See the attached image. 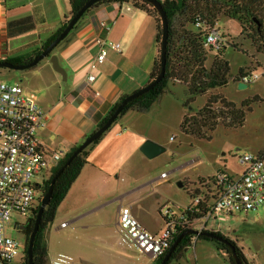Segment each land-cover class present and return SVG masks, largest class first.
Here are the masks:
<instances>
[{
    "label": "rangeland",
    "instance_id": "obj_1",
    "mask_svg": "<svg viewBox=\"0 0 264 264\" xmlns=\"http://www.w3.org/2000/svg\"><path fill=\"white\" fill-rule=\"evenodd\" d=\"M8 6L11 20L16 18L17 6L24 11L23 15L28 14L32 17L27 18L30 20L28 23H13L21 29L28 30L10 39L12 53L18 47H24L22 50L24 55L31 54L32 43L37 42L39 38L44 39L46 31L55 26L57 18L71 11L69 0H9ZM215 29L226 38L224 59L230 63L231 74L235 77L241 69H245L249 73H254L258 79L244 90H240L239 83L232 81L227 88H218L206 95L197 96L190 107L184 106L188 98L184 85L171 84L169 90L179 101L174 104H178L180 115L182 112L187 114L190 109L198 112L213 94L222 95L238 106L246 100L259 98L260 101L252 104V110L247 114L244 126L229 129L220 125L212 133L211 140H202L182 132L183 120L181 116L179 118L176 116L175 110L159 112L154 117H151V114L134 113L137 114L134 115L137 127L149 136L147 140L163 146L166 152L149 159L139 150L119 177L105 178L104 184L107 187L114 188L118 193H127V196L123 201H111V198H108L102 202L100 216L93 215L85 222L89 224L88 230L78 228V224L72 223L70 219H61L57 216L46 232L48 264L60 255L70 256L74 259V264H80L75 257L76 249L86 252L84 264H111L109 261L91 258L88 253L101 255L109 253L113 257H118L117 263L121 264H146L147 258L142 257V253L136 248L127 246L117 230L120 206L133 208L138 213L139 221L150 232L162 234L167 231V224L160 215L162 208L165 206L175 210L189 208L192 205L190 193L201 189V179L213 178L220 171L241 175L245 170L240 163L241 157L247 154L254 156L264 154V54H258L252 41L241 35V24L237 19L220 17ZM234 44L239 46V50ZM208 53L206 67L211 68L218 52L208 50ZM53 75L55 76L51 58H46L37 66L25 70L0 69V82L19 84L30 96L52 95L55 93ZM61 80L63 81L64 77H61ZM62 86H65L64 82ZM152 112L153 109L150 113ZM156 137L160 142L153 140ZM163 174L167 175L166 180L162 178ZM180 183L184 185L183 188L179 186ZM40 196L41 193L38 191L37 203ZM63 222L70 224L67 228H59ZM25 223L26 219L13 214L6 228L7 236L24 244L25 237L14 226ZM220 227L223 234L228 235L244 251L247 264H264V208L257 212L231 217L220 222ZM23 258L22 249L11 264H24ZM173 264H230V262L220 243L198 240L194 237L186 257L181 262Z\"/></svg>",
    "mask_w": 264,
    "mask_h": 264
},
{
    "label": "crops",
    "instance_id": "obj_2",
    "mask_svg": "<svg viewBox=\"0 0 264 264\" xmlns=\"http://www.w3.org/2000/svg\"><path fill=\"white\" fill-rule=\"evenodd\" d=\"M8 1L5 6L0 7V62L24 56V47H18L12 53L10 39L28 30L13 23H28L30 20L27 18H32L28 14L23 15L24 11L17 6L16 18L11 20ZM69 14L70 12L57 18L55 26L46 31L44 39L39 38L37 42L32 43L33 50L30 53L40 49L43 43L58 31L69 18ZM104 21L112 26L109 32L100 25ZM156 37V19L135 7L133 1L104 3L92 8L53 51L66 73V79L62 81V76L53 69L55 93L31 95L49 119L47 128L37 134L39 141L50 150H65L67 154H71L97 130L98 124L124 96L137 92L151 82L150 76L159 56ZM97 39L106 43L104 49L107 59L102 64L96 61L100 52ZM110 42L119 43L122 53L114 51L109 46ZM91 74L96 77L93 83L88 80ZM176 102L179 103L175 94L169 90L155 103L152 113L141 115L151 114V117H154L159 112L175 110L176 116H181L183 120L186 113L182 112L180 115L178 104H174ZM134 113L136 112H129L123 116L91 151L88 165L58 209L59 218L70 219L72 223L78 224V228L88 230L89 224L85 222L93 215L100 216L102 202L108 198H111V201H123L127 196V193H118L114 188L107 187L104 179L119 177L130 159L149 138L137 127L134 116L137 114ZM153 140L160 142L157 137ZM131 210L139 220L138 213L133 208ZM75 251L76 259L80 264H84L86 252L82 249ZM88 255L99 261L121 264L117 263L118 257L109 253ZM141 256L147 258L146 264H154L156 261L148 255ZM244 256L246 257L245 253Z\"/></svg>",
    "mask_w": 264,
    "mask_h": 264
},
{
    "label": "trees",
    "instance_id": "obj_3",
    "mask_svg": "<svg viewBox=\"0 0 264 264\" xmlns=\"http://www.w3.org/2000/svg\"><path fill=\"white\" fill-rule=\"evenodd\" d=\"M88 1L89 0H69L71 9L69 18L63 22L62 26L56 33L43 43L40 49L34 51L30 55L6 60L5 62H9L15 66L30 64L35 57L40 56L49 45L58 38L67 27L69 21L76 16ZM116 1H133L135 7L146 11L156 19V41L159 48V56L150 76L152 82L161 71L163 29L159 14L148 3L137 0H105L96 4L93 8L104 3ZM161 2L163 10L166 12L169 20L166 75L152 91L130 101L113 126L129 112L149 113L153 109L155 103L169 91V86L171 84H181L187 88L188 98L184 103V106L190 107L195 102V98L199 95H206L210 91L218 88H227L232 81L240 83L241 79L249 72L245 71V69H241L237 76L234 77L231 74L230 63L224 59L226 47L217 51L218 56L214 59L212 67H206L209 54L208 50H213L206 47L207 33L208 30L215 29L220 17L237 19L241 24V35L246 36V38L252 41L258 54H264V0H164ZM198 23L201 25L199 28L196 27ZM234 46L239 50L238 45L234 44ZM126 97L127 96H124L121 101L111 109L107 116L98 124L97 129L107 122L109 117L112 116ZM258 101H260L259 98H254L252 100H246L241 106H238L236 103L227 100L222 95L213 94L209 96L206 105L198 112H194L190 109L183 118L181 130L185 135L193 136L202 140H211L212 133H214L220 125H224L229 129L243 127L247 114L252 110V104ZM104 136L105 134L76 157L57 179L52 200L44 211L40 230L35 240L33 256L34 264H48L49 250L46 241V232L49 226L56 220L59 207L67 198L83 169L88 165V157L91 151L99 144ZM78 147H76L75 150H77ZM74 151L67 155L63 163L44 182L40 190L41 196L39 202L32 210L31 216L27 222L22 225L24 226V229L19 231L25 237V243L23 244L24 264H28V246L41 207V199L49 190L51 181L58 170L68 158L72 156ZM259 157L264 159V154ZM211 182H213V178L201 179V189L190 193L192 200L202 194V190L207 191L208 194L204 193L206 194V197L199 208V213L187 212L189 222L201 218L207 211L208 204H210L215 198V191H212ZM176 229L177 232L174 236L172 245L181 235L188 231V229L184 227H177ZM193 239V235L184 237L180 245L173 252L168 264L182 261L186 257L188 250L192 247ZM198 240L217 242L203 236H200ZM232 244L235 246L239 257L247 263L243 250L239 248L237 243L232 242ZM220 245L224 251H226L230 264H236L227 247L221 243ZM169 250L164 256L157 259L154 264H161Z\"/></svg>",
    "mask_w": 264,
    "mask_h": 264
},
{
    "label": "built area",
    "instance_id": "obj_4",
    "mask_svg": "<svg viewBox=\"0 0 264 264\" xmlns=\"http://www.w3.org/2000/svg\"><path fill=\"white\" fill-rule=\"evenodd\" d=\"M6 3L7 0H0V7ZM100 25L108 32L112 28L105 21ZM196 27H201L200 23ZM97 44L100 52L96 61L102 64L107 59L106 43L97 39ZM205 44L207 48L220 51L227 42L220 31L211 29ZM109 46L122 53L119 43L110 42ZM95 79L93 74L88 77L91 83ZM257 79L254 73H248L240 82L250 86ZM48 121L47 113L37 104L34 96L25 93L21 85L0 82V264H11L23 249L19 240L6 234L13 214H18L27 222L37 205L36 193L68 155L65 150H50L39 141L37 134L47 128ZM240 163L245 168L241 175L220 171L213 177L211 186L215 198L201 218L189 222L187 212H200L199 208L208 194L205 190L192 200L187 209L162 208L161 215L167 224V231L162 234L150 232L133 215L130 207L120 206L117 230L125 244L157 260L171 248L177 227L195 231L197 235L193 236L197 239L204 232L231 239L223 234L220 222L264 208V159L247 154L240 158ZM162 178L166 180L167 175L163 174ZM20 226L15 224L14 228L19 229ZM68 226L69 223L64 222L60 228ZM51 264H74V259L60 255Z\"/></svg>",
    "mask_w": 264,
    "mask_h": 264
},
{
    "label": "water",
    "instance_id": "obj_5",
    "mask_svg": "<svg viewBox=\"0 0 264 264\" xmlns=\"http://www.w3.org/2000/svg\"><path fill=\"white\" fill-rule=\"evenodd\" d=\"M105 0H89L84 6L83 8L76 14V16H74L68 23L67 27L63 30V32L58 36V38H56L50 45L49 47L40 55L34 58V60L27 65H20V66H15L9 62H1L0 63V69H7V70H25V69H29V68H33L35 66H37L42 60L48 58L50 56L51 58V64L53 66V69L59 73L62 77H64V79H66V73L65 71L61 68V66L59 65L58 59L55 55H52L53 51L57 48V46L67 38V36L74 30L75 26L79 23V21L85 16V14L91 10L96 4L101 3ZM140 2H145L148 3L149 5H151L159 14V17L161 19L162 22V29H163V38H162V47H161V71L158 74V76L152 81L150 82L148 85H146L145 87H143L142 89L138 90L137 92L128 95L119 105V107L117 108V110L112 114L111 117H109V119L107 120V122L99 127L97 130H95L78 148L77 150L74 151V153L72 154V156L70 158H68V160L63 164V166L58 170V172L56 173V175L54 176V178L51 181V185L49 187V190L47 191V193L42 197L41 199V207L40 210L38 212L37 215V219L35 222V227H34V231L30 237V241H29V246H28V264H34L33 261V256H34V244H35V240L37 237V234L39 233L40 230V225L42 222V218L44 215V211L46 209V207L50 204L51 200H52V195H53V191L56 185V181L57 179L61 176V174L65 171V169L71 164V162L78 157L84 150H86L88 147H90L94 142H96L98 139H100L104 134H106L111 127L113 126V124L116 122V120L122 115L124 108L126 107V105L152 91L165 77L166 75V67H167V44H168V38H169V20L167 17L166 12L163 10L162 7V2L159 0H137ZM249 86L247 84H244L242 82L239 83V88L240 90H244L247 89ZM140 151L149 159H154L160 155H162L163 153L166 152V149L153 142V141H145L143 143V145L140 148ZM179 186L181 188L184 187V185L182 183L179 184ZM21 231L24 229V226H20L19 228ZM189 235H197V233L193 230H188L186 231L183 235H181L175 242L174 244L171 246L169 252L166 254V256L164 257L163 261L161 262V264H168V262L171 259V256L173 254V252L177 249V247L180 245L181 241L183 240L184 237L189 236ZM200 236L206 237V238H210L212 240H215L221 244H225L227 246H229L232 250V255H233V259L235 261L236 264H247L243 261V259H241L239 257V255L237 254L236 248L235 246L230 243V241H228L227 238L222 237L218 234L215 233H210V232H204L202 234H200Z\"/></svg>",
    "mask_w": 264,
    "mask_h": 264
},
{
    "label": "flooded vegetation",
    "instance_id": "obj_6",
    "mask_svg": "<svg viewBox=\"0 0 264 264\" xmlns=\"http://www.w3.org/2000/svg\"><path fill=\"white\" fill-rule=\"evenodd\" d=\"M18 230L20 231V229H18ZM228 241H230V243H232V242H233L231 239H228ZM223 245L227 247V249H228V250H229V252H230V255H231V256H232V258H233V255H232V250H231V248H230L229 246L225 245V244H223Z\"/></svg>",
    "mask_w": 264,
    "mask_h": 264
}]
</instances>
